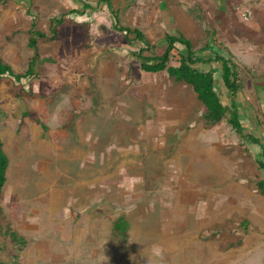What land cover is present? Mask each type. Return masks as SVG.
Returning <instances> with one entry per match:
<instances>
[{
	"label": "rangeland",
	"instance_id": "374dc122",
	"mask_svg": "<svg viewBox=\"0 0 264 264\" xmlns=\"http://www.w3.org/2000/svg\"><path fill=\"white\" fill-rule=\"evenodd\" d=\"M146 2V15L134 0L118 13V24L149 34L160 55L163 36L178 31L164 16L153 17ZM84 4L91 7L85 14L71 13ZM60 17L54 41L35 38L36 76L22 81L34 98L18 97L8 77L0 82V141L9 161L0 194V264H225L226 256L264 264L263 177L241 135L228 115L214 127L230 141L220 155L239 164L232 172L241 177L219 178L211 169L189 175L186 164L176 173L175 149L184 141L178 139L188 137L189 125L190 132L207 130L205 109L189 86L141 69L136 54L145 46L113 29L104 2L5 0L0 59L22 73L35 52L31 33L51 36L49 21ZM176 49L171 65L182 47ZM246 67L242 75L253 69ZM239 178L241 209L237 203L231 213L228 186ZM190 190L212 206L223 199L221 214L203 226L195 222L185 211L192 208ZM117 221H124L121 231Z\"/></svg>",
	"mask_w": 264,
	"mask_h": 264
},
{
	"label": "crops",
	"instance_id": "0c3cea01",
	"mask_svg": "<svg viewBox=\"0 0 264 264\" xmlns=\"http://www.w3.org/2000/svg\"><path fill=\"white\" fill-rule=\"evenodd\" d=\"M109 1L111 3L110 11L117 16V21L119 20L118 13L128 9V6L133 5L134 2V0ZM170 1L135 0L137 5L140 4L136 10H139L143 16L146 15V8L143 6L146 2L148 5H152L148 12H153V17L162 15L164 16L163 22H170L173 27H176L174 30L178 31V34L167 33L163 38L167 35L176 37L182 35L191 41L194 47L199 42H202L201 47L208 42L211 46L225 48L232 55L235 70L239 74L241 82V89L235 98V106L244 120L240 121L243 136H245H241V138L250 152V158L254 162L256 170L264 178V131L262 129L264 125H262L264 123V52L260 50L264 47V0H175L176 3ZM219 17L223 21L218 20ZM155 21H159L158 17ZM123 27L129 26L123 25ZM129 28L140 30L149 42L147 37L149 34L146 35V32L137 27ZM249 65L253 69L248 68L247 75H242V71ZM211 67L216 71L215 79L218 78L220 83V64H211ZM218 123L212 125L207 123V130L203 125L200 132H194L195 129L190 132L192 125L186 126L189 128L188 137L182 135L178 139L183 138L184 141H181L176 147L172 163L176 173L183 171V164H186L189 175L206 173L211 169L224 175L241 177V171L232 172L233 167L240 169L239 164H226L227 160L219 153L220 150L227 148L230 141L215 131L214 127ZM175 126L179 127L178 123ZM191 133L196 134L192 135ZM254 139H256V143H254ZM231 155L235 156V152ZM221 173L218 175L219 178ZM237 181L228 186L229 191L234 193L228 197L230 204H226L232 208L231 213L237 208V203H239L238 208L241 209V193L243 187L245 188L240 178ZM190 191L194 192L189 195L192 208L191 210L186 209L189 208L187 205L185 211L188 210L187 214L192 215L195 222H199L203 226L211 221L210 217L221 214L219 211L223 208V199L212 206L210 203L212 199L207 202L199 200L198 191ZM209 193L211 190L208 195ZM259 196L264 197L261 194ZM194 203H197V206ZM211 206L217 210L214 211ZM260 218L264 222V215ZM224 259L225 264H238L228 256Z\"/></svg>",
	"mask_w": 264,
	"mask_h": 264
},
{
	"label": "trees",
	"instance_id": "16d2710c",
	"mask_svg": "<svg viewBox=\"0 0 264 264\" xmlns=\"http://www.w3.org/2000/svg\"><path fill=\"white\" fill-rule=\"evenodd\" d=\"M4 2L5 0H0V3ZM101 2H104L111 9L109 0H101ZM87 9H91V7L84 4L82 9L72 10L71 13L81 16L85 14ZM111 14L113 16V29L124 33L125 36H132L145 46L136 54V58L140 61V67L144 72L152 74L166 73L168 78L173 79L175 82H181L189 86L197 100L204 107L205 113L203 116L209 125L222 121L228 115V123L234 131L238 135L245 137L243 136L242 125L239 121V113L235 106V98L241 89V82L239 80V74L235 70L232 55L226 50L224 52V49L219 46H211L208 42L196 51L192 42L182 35L179 37L165 36L162 39V43L164 44L163 52L160 55L155 54L151 50L154 46L150 45L140 30L120 26L117 21V16L114 13ZM62 23L63 17L50 19L49 33L51 36L35 31L31 33L28 39V47L34 49L35 52L27 68L22 73H15L9 65L0 59V82L7 77L14 80L18 97L27 95L34 98L33 94L25 90L22 81L36 76L34 66L39 55L35 38L38 37L42 40L54 41L56 28ZM177 45L181 46L182 50L178 51L179 60L177 65H171V54L173 51H177ZM147 50L151 54L145 57L142 54ZM211 64H220L221 66L220 83L215 79L216 71L211 67ZM248 138L251 139L252 137ZM256 142V139H254V143ZM8 164V158L3 151V146L0 141V194L6 182ZM258 188L261 194L264 195V178L258 183ZM123 224L124 221H117V229L121 231ZM10 237L15 242L21 241L15 234H10Z\"/></svg>",
	"mask_w": 264,
	"mask_h": 264
},
{
	"label": "built area",
	"instance_id": "2783aa9c",
	"mask_svg": "<svg viewBox=\"0 0 264 264\" xmlns=\"http://www.w3.org/2000/svg\"><path fill=\"white\" fill-rule=\"evenodd\" d=\"M262 129H263V131H264V125L262 126Z\"/></svg>",
	"mask_w": 264,
	"mask_h": 264
}]
</instances>
